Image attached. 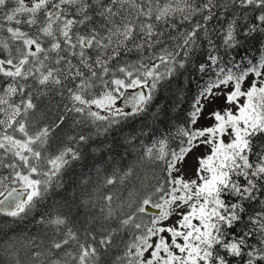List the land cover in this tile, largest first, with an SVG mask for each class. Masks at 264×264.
<instances>
[{
  "label": "snow or ice",
  "instance_id": "snow-or-ice-1",
  "mask_svg": "<svg viewBox=\"0 0 264 264\" xmlns=\"http://www.w3.org/2000/svg\"><path fill=\"white\" fill-rule=\"evenodd\" d=\"M0 217V264H264V0H0Z\"/></svg>",
  "mask_w": 264,
  "mask_h": 264
},
{
  "label": "trees",
  "instance_id": "trees-1",
  "mask_svg": "<svg viewBox=\"0 0 264 264\" xmlns=\"http://www.w3.org/2000/svg\"><path fill=\"white\" fill-rule=\"evenodd\" d=\"M84 172H88L89 169L87 167H85L83 169ZM81 172V169L80 168H77L76 169V172L73 174L74 178L78 177L79 176V173ZM3 220L4 218L3 217H0V227H4L3 225ZM20 227H23V225H21ZM20 227H16L15 225H9L8 227H5V231H8L9 228H15V233L14 234H20V235H23V233L20 232Z\"/></svg>",
  "mask_w": 264,
  "mask_h": 264
}]
</instances>
